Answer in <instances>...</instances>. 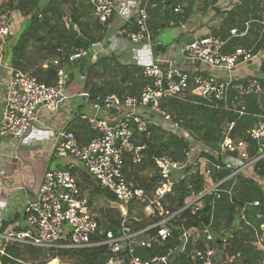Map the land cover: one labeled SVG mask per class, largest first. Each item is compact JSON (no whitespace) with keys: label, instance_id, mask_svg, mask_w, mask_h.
<instances>
[{"label":"built area","instance_id":"built-area-1","mask_svg":"<svg viewBox=\"0 0 264 264\" xmlns=\"http://www.w3.org/2000/svg\"><path fill=\"white\" fill-rule=\"evenodd\" d=\"M4 1L0 0V39L15 36L18 32L14 11L10 13L4 9ZM89 2L100 23H106L115 14L114 0ZM148 2L149 0L140 3L134 20L136 30L128 33L132 47L118 54L123 62L140 65L142 75L147 81L141 86L138 95H124L122 98L107 94L90 101L86 91L79 92V96L90 106V112L83 113L80 117L97 134L88 142L82 143L67 126L57 130L53 155L65 159V165L45 171L34 199L23 209L24 229L0 232V257L17 260L7 252L6 247L9 244L52 250L106 245L113 256L104 264H120L124 259L126 264H165L166 255L154 254L141 258L136 254V248H149L154 242L171 236L172 230L167 222L175 213L166 215L161 201L177 181L188 175L183 170L187 168L191 169L190 173H197L202 177L203 188L198 193H192L182 209L190 208L195 213L204 208L206 196H211L212 200L209 202L208 222L201 229L182 227L180 239L192 245L189 255L192 259L201 261V264H214L215 249L209 245L204 248L195 245L200 235L204 236L206 243L218 240L226 244L228 241L224 228H220L217 240L210 229L214 200L219 199L222 193L230 196L238 177L241 176L256 180L264 188V174H259L260 167L257 166L258 163H264V112L258 116L259 120L246 139L231 135L235 124L233 117L238 118L248 113L245 97L263 92L256 75L261 61L264 60V12L259 21L261 28L258 37L249 47L237 46L231 52L224 51L230 37L245 35L249 22H245L243 32L231 28L228 37L212 33L196 36L190 43L180 47V54L185 58L223 71V76H216L200 71L188 73L176 66L172 58H160L154 53L161 43L152 38L148 28ZM223 2L226 6H231L232 3L231 0ZM180 9L181 5H177L173 10L179 12ZM143 44L148 49L149 59L140 63L138 48ZM108 45L107 39L91 43L92 54L87 49L72 52L68 56V63L78 62L88 56L92 61L99 53L109 54L111 50ZM94 47H99L100 50L96 51ZM2 56L3 45L0 43V66L5 67L2 65ZM250 65L257 66L256 71L243 73ZM57 76L56 83L48 86L39 82L31 72L9 67L4 107L0 117L1 138L11 137L21 141L37 120L40 108L53 107L59 100L68 97V72L64 65L58 67ZM189 94H195L199 100L194 101L189 98ZM168 98L202 103L208 108L225 111L230 121L226 122L218 144L213 148L204 145L214 161L194 154V149L186 152L182 162H175L166 156H152L161 181L154 192L148 194L128 182L122 168L125 156H129L135 164L144 159L143 147L134 143V130L142 132L149 124H154L180 135L178 130L183 128V118L161 106V102ZM219 160L222 161L220 165L217 164ZM212 167L227 170V174L221 179L213 178ZM176 171L179 172L178 176L174 175ZM81 175H86L91 183L107 192L112 191L124 213L132 202H147L163 218L144 229L132 230L127 224H121L122 227L116 234L110 230L104 232L93 214L92 205L83 189ZM228 182L229 185L225 187ZM246 204L259 205V201ZM239 211L241 218L249 223L245 216V206L240 207ZM150 229H155V234L147 233ZM260 229L261 232L256 231L255 234L263 252L260 264H264V224L260 225ZM238 258L228 264H248ZM54 259L59 258H52L45 264H53Z\"/></svg>","mask_w":264,"mask_h":264},{"label":"trees","instance_id":"trees-1","mask_svg":"<svg viewBox=\"0 0 264 264\" xmlns=\"http://www.w3.org/2000/svg\"><path fill=\"white\" fill-rule=\"evenodd\" d=\"M46 1L39 5L40 0H19L18 8L14 9V0H5L2 7L10 13L17 11L24 18V22L15 36L4 37L0 39V43L4 45L5 42H12L9 62L12 67L31 72L39 82L51 86L58 79V67L64 65L67 70V65H71L68 63L70 53L84 49H87L90 54L93 53L90 45L87 46L78 38L68 34V25L74 24L79 33L91 44L104 39L108 21L100 23L97 20L89 0ZM218 1L152 0L157 6L149 7L148 14L153 12L163 21L155 28L149 26L152 38L155 39L156 31L170 20L173 21L174 27H180L196 12L206 14L208 10H213L215 15L220 16L221 21L218 28L212 30V34L228 37L231 28H237L239 32H243L245 22H249L245 35L228 39L224 47L225 52H231L237 46H251L261 28L259 21L264 12V0H232L231 6L226 9H222ZM177 5H181L179 12L173 10ZM134 30H136L135 22L120 28L124 36L125 34L128 36V33ZM54 59L58 60V65L52 63ZM84 61L87 70L83 78V88L89 94L90 101L107 94H114L120 98L124 95H138L141 86L147 81L142 75L140 65L123 62L114 52L99 53L92 61L88 56L84 58ZM45 62L46 66H43ZM67 72L69 79L73 74L68 70ZM256 76L263 92L260 95L245 97L248 113L238 118L233 117L235 124L231 131L232 137L246 139L251 128L259 120L258 116L264 112V60L261 61ZM188 96L194 101L199 100L195 94ZM161 106L183 118L182 126L190 133L193 141L201 142L211 148H213L211 145H216L220 141L228 116L227 112L208 108L202 103H191L174 98L163 100ZM67 127L82 143L88 142L97 134L86 120H73ZM133 140L136 145L143 147L144 159L141 163L135 164L129 156H125L122 171L128 182L148 194H152L161 181L151 157L166 156L175 162H182L186 152L193 150L192 143H194L154 124H149L142 132L134 130ZM198 156L206 157L210 161L215 160L212 155L202 150ZM220 163H222L221 160L217 162L219 165ZM258 165L259 174H264V163L261 162ZM183 170L188 175L177 181L161 201L166 215L175 213L167 222L172 230L171 236L163 241L154 242L149 248L137 247L136 254L141 258L159 254L167 256L165 264H201V261L189 256L192 245L181 240L180 234L182 227L203 228L208 222L209 202L212 197L206 196L204 208L195 213H192L190 208L182 209L186 199L203 188V179L199 174L190 173L191 169ZM226 174L227 170L220 167L212 169L213 178L221 179ZM83 178L86 184L83 189L88 190L87 195L91 205L94 197L98 195H104L112 204L110 209L104 211L103 219L96 218L104 232L110 230L116 234L121 229V224H127L132 230L144 229L163 218L147 202H132L128 204L124 213L120 203L108 196L107 190L91 183L86 175ZM228 185L229 182L224 186ZM255 200L259 201V205L246 204ZM213 204L214 215L210 229L217 240L220 228H224L227 231L228 241L226 244L218 240L206 243L204 236L200 235L195 243L196 247L204 248L207 245L213 247L216 255L214 264H228L232 260L236 261L238 257L241 262L260 264L263 260V252L255 233L256 231L260 233V225L264 224V188L256 180L241 176L238 177L231 195L222 193ZM242 206H245V216L249 223L240 216L239 208ZM147 233L155 234V229H150ZM6 250L17 260L37 264H45L56 257L59 259L68 257L74 260L75 264H104L113 256L106 245L52 250L30 245L9 244ZM0 260L2 264H24L6 257H0Z\"/></svg>","mask_w":264,"mask_h":264},{"label":"crops","instance_id":"crops-1","mask_svg":"<svg viewBox=\"0 0 264 264\" xmlns=\"http://www.w3.org/2000/svg\"><path fill=\"white\" fill-rule=\"evenodd\" d=\"M114 1L116 11L113 17L108 20L104 39L109 41L108 48H110V52L118 55L120 52L127 51L132 47L128 36L126 34L124 36V33L120 32V28L124 25L130 26L133 24L140 3L146 0ZM218 5L222 9L230 6H226L223 0H219ZM155 6L157 4L149 0L148 8ZM148 15V28L149 26L155 28L163 22L153 12ZM170 21L156 31L155 40L159 41L161 45L154 53L160 58H172L176 66L188 73L200 71L223 76V71L220 69L189 60L180 54V47L186 44L185 40L211 34L213 29L218 28L221 21L220 16L215 15L213 10H208L206 14L196 12L180 27H174ZM18 29H20L19 26ZM137 56L140 63L149 59L145 44L139 46ZM56 60H52V63ZM78 62L70 64L74 65ZM2 63L5 67L0 66V117L4 107L9 67L11 66L9 62L4 61L3 56ZM251 66L253 67L252 70H248V67L243 73L256 71L257 66ZM83 87V78L77 70V75H73L67 81L66 92L68 97L59 100L53 107L40 108L37 113V120L21 141L11 137L5 139L0 137V232L24 229L23 209L29 200L34 199L45 171L65 165V159L53 155L54 140L57 130L68 126L73 120L81 119V117L78 118L81 114L90 112L89 104L79 96V92L84 90ZM105 116L107 117V115ZM83 176L81 175V178L84 180ZM86 193H88V190ZM262 238L264 239V234ZM120 264H126V260Z\"/></svg>","mask_w":264,"mask_h":264},{"label":"rangeland","instance_id":"rangeland-1","mask_svg":"<svg viewBox=\"0 0 264 264\" xmlns=\"http://www.w3.org/2000/svg\"><path fill=\"white\" fill-rule=\"evenodd\" d=\"M43 1L44 0H40L39 5H41V3ZM13 14L15 16V20L17 22V25L19 27H21L22 22H24L23 21L24 19H22L21 15L18 12H16V11H14ZM66 20H67V17H66ZM18 31H19V29H18ZM11 45H12L11 41L5 42L4 45H3V49H4L3 57H4V61L7 62V63L10 62V58H11ZM53 64L57 65L58 64L57 60ZM42 65L46 66V62L43 63ZM252 69H253V67L249 66L248 70H252ZM67 70L69 72H71L74 76L77 75V70H78L77 69V65H67ZM178 131H179L180 135H184L185 138L189 139L191 142H194V143H192L193 149L195 151L194 154H199V152L201 150L202 151H207V148L204 147V144H202L201 142L193 141L190 133L184 127L182 129L180 128ZM174 175L178 176L179 172L176 171V173ZM111 205L112 204H111L110 200L107 197H105L104 195L95 196L94 199H93V204H92V211H93L94 216L96 218L103 219L104 218V211L110 209L112 207ZM263 234H264V231H263ZM50 260H52V259H50ZM52 263L53 264H75L74 260L69 259L68 257H65L63 259H57V260L54 259Z\"/></svg>","mask_w":264,"mask_h":264},{"label":"water","instance_id":"water-1","mask_svg":"<svg viewBox=\"0 0 264 264\" xmlns=\"http://www.w3.org/2000/svg\"><path fill=\"white\" fill-rule=\"evenodd\" d=\"M50 0H47L46 2H48ZM18 4H19V0H14V9L18 8ZM68 34L71 36H74L76 38H78L79 40H81L83 43H85V45H90V41L88 39H86L85 37H83L78 29L74 26V24L70 23L68 25ZM193 40V37L188 38L187 40H185L186 43H190ZM160 46H157L156 49L158 50ZM94 49H96V51L99 49V47H94ZM87 70V65L86 62L84 60H80L78 62V72L80 73L81 77L84 78L85 72ZM230 121V117L228 116L226 119V122ZM212 147H214L215 145H211ZM108 196L115 198V194L112 191H108L107 192ZM32 201V200H31ZM30 202V200L27 202V204ZM26 204V205H27ZM25 205V206H26Z\"/></svg>","mask_w":264,"mask_h":264}]
</instances>
